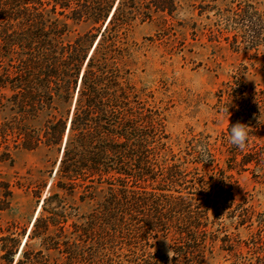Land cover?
<instances>
[{"label":"trees","instance_id":"16d2710c","mask_svg":"<svg viewBox=\"0 0 264 264\" xmlns=\"http://www.w3.org/2000/svg\"><path fill=\"white\" fill-rule=\"evenodd\" d=\"M261 1L194 0L209 34L234 51L264 46ZM179 3L0 0V108L10 112L0 120V162L19 148L61 153L58 191L43 198L28 232L16 226L0 238V264H205L216 250L234 252L228 229L249 226L252 213L235 200L232 174H264V89L245 71L231 74L217 94L230 118L219 139L178 144L165 107L123 66L131 29ZM81 21L95 29L67 40ZM237 122L250 127L243 149L228 142ZM159 237L167 253L153 250Z\"/></svg>","mask_w":264,"mask_h":264},{"label":"rangeland","instance_id":"374dc122","mask_svg":"<svg viewBox=\"0 0 264 264\" xmlns=\"http://www.w3.org/2000/svg\"><path fill=\"white\" fill-rule=\"evenodd\" d=\"M207 22L194 0H180L172 15L156 14L137 23L128 35L131 55L123 59V66L129 68L137 86L150 90L165 107L166 129L173 143L197 136L211 143L219 139L230 118L219 110L217 94L231 74L245 71L243 79L248 84L264 89V46L258 51H234L218 33L209 34ZM92 29L87 22L72 23L66 39ZM9 113L0 108V120ZM44 117L39 116L32 124L40 125ZM220 151L217 156L222 161L221 147ZM60 157L56 149L40 146L34 150L19 148L13 152V162H0V238L16 226L27 224L28 232L43 198L58 191L54 184ZM232 175L235 200L244 201L250 208L251 224L234 229L233 221L228 232L233 236L234 252L216 250L205 264H264V174L255 170ZM80 210H88V206L81 205ZM168 244L159 237L153 250L167 253Z\"/></svg>","mask_w":264,"mask_h":264},{"label":"clouds","instance_id":"9594fccd","mask_svg":"<svg viewBox=\"0 0 264 264\" xmlns=\"http://www.w3.org/2000/svg\"><path fill=\"white\" fill-rule=\"evenodd\" d=\"M224 111L229 112L228 107ZM249 128L247 124L240 122L231 125L228 132V142L239 149H243L249 139Z\"/></svg>","mask_w":264,"mask_h":264}]
</instances>
